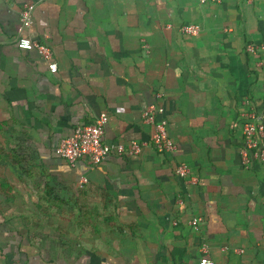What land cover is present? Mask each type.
Returning a JSON list of instances; mask_svg holds the SVG:
<instances>
[{"label":"crops","instance_id":"0c3cea01","mask_svg":"<svg viewBox=\"0 0 264 264\" xmlns=\"http://www.w3.org/2000/svg\"><path fill=\"white\" fill-rule=\"evenodd\" d=\"M262 43L264 0H0V264H264V161L239 156L243 115L264 109L246 52ZM150 105L173 152L54 154L101 113L106 144L148 142Z\"/></svg>","mask_w":264,"mask_h":264},{"label":"built area","instance_id":"2783aa9c","mask_svg":"<svg viewBox=\"0 0 264 264\" xmlns=\"http://www.w3.org/2000/svg\"><path fill=\"white\" fill-rule=\"evenodd\" d=\"M220 0H199L201 3H219ZM33 6L26 4L20 11V28L22 31L31 24V14ZM199 26L188 23L181 28V32L186 35L196 36L199 32ZM16 47L23 51L36 50L39 55L48 62V69L56 70V64L51 61V51L48 46L29 37L19 35L16 39ZM246 52L252 55H259L264 59V43L246 46ZM264 64V60L261 62ZM162 113V108L150 105L142 113V121L152 126V133L148 142L129 143L127 148L122 144L108 145L104 142V129L108 121L107 115L101 113L90 124L76 125L71 134L62 139L54 148V154L74 165L82 159H88L93 164L103 162L109 155H128L137 154L142 147L151 146L158 152L170 153L176 149L175 144L167 135V121L164 118L156 120V114ZM242 131L244 140L239 149L241 164L246 167L252 159L264 161V109L260 112L250 111L243 115ZM175 174L179 177L187 178L188 182L196 183L197 178L191 174L189 168L184 165H178L175 168ZM83 181L86 179L83 178ZM198 219H194L191 224L196 225ZM199 264H213L207 257H202Z\"/></svg>","mask_w":264,"mask_h":264}]
</instances>
